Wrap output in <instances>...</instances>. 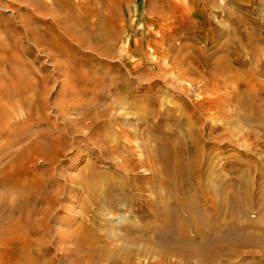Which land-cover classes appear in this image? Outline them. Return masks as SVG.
Wrapping results in <instances>:
<instances>
[{
	"label": "rangeland",
	"instance_id": "1",
	"mask_svg": "<svg viewBox=\"0 0 264 264\" xmlns=\"http://www.w3.org/2000/svg\"><path fill=\"white\" fill-rule=\"evenodd\" d=\"M0 4V15L5 12L15 22L16 16L23 21L28 16L25 8L30 6H25L23 1L0 0ZM105 6L107 8L109 5ZM113 8H118V13L128 17V20L119 22L123 26L119 39L108 40L112 45L110 51L98 52L94 44L89 45L92 48L89 50L78 48L80 45L76 39H70L60 29H53L62 46L73 48L71 55H57L53 49H45V46H41L44 50L39 51L34 44L31 45L36 61L32 62L33 56L24 55L23 61L32 62L35 73L45 81L42 87L47 89V93L44 94L43 89L35 95L25 93V97L33 100L31 105L21 104L16 97L10 101L2 100L4 106L12 102L15 104L12 116L3 121L5 124L0 127V134L10 133L12 127L8 124L12 126L16 123L15 130L26 131V136L18 143L9 142L10 137L0 140V231L8 229L15 221L26 219L28 226L15 230L11 241L24 251L26 249L36 261L34 264L49 260L55 264H74V258L82 256L84 251L75 252L77 244L73 233L84 232L82 229L85 226L92 228L85 232L87 238L98 236L110 247L119 250L122 260L126 253H131V261L135 264H199L198 258L185 259L179 251L170 249L164 252L156 231L162 220L153 215L149 207L159 209L156 195H165L169 202L171 197H168L169 193L163 187L151 185L149 178L156 168L143 164L147 156L146 148L155 146V136L175 137V134L163 133L155 126L164 125L166 129L178 132L181 129L184 131V127L179 129L171 120H157V117L154 122L138 123L134 115L145 112V108L150 105L149 97L161 99V104L154 107L163 109L173 106L175 115L182 118L189 114L188 104L192 103L191 100L218 96L212 119L207 115L196 123L197 129L203 133L202 139H206L205 129L209 124L214 123L217 127L214 133L217 140L213 141L214 144L202 145L203 150L207 153L205 148H212L208 152L217 167L228 160L227 164L230 165L225 167L226 170L236 165L237 159L245 161L248 166L250 164L249 178L253 180L254 190L264 187V132L256 122L242 118V112L252 114L249 109L242 111L228 105L229 101L224 100V104L221 100L222 95H226L232 86L238 85L240 79L243 80L246 71L257 73L256 80H249L264 82V74L260 73L264 69V0H124L118 7L113 5ZM90 11L87 17L91 22L97 21V13ZM85 59L88 62L81 64ZM204 60H218L220 66L227 64L238 71L237 75L228 76L227 72L219 75L216 69H211L209 74L215 78L211 84L218 87V95L202 89V76L190 74L177 78L179 70H187L188 66H198L200 74H204L203 71L207 69L202 66ZM68 63L71 66L69 72L59 66L61 64L64 67ZM106 63L118 66V70L109 68ZM130 64L134 65L130 68L131 73L127 67ZM123 76L131 77V93L136 100L130 97L131 103L123 102L126 108H117L114 113L109 111L99 116L98 111L91 112L98 122L108 120L112 125L108 128L89 126L86 116L79 121V110L85 111L98 93L123 97L125 91L115 90L112 93L114 88L108 87L112 80L125 83ZM93 77L95 80L97 77L102 79V82L83 83V79ZM27 78L34 81L37 77L28 73ZM221 81L226 86H221ZM238 89L239 94L243 95L245 86ZM262 89L264 91V86ZM178 91H182L183 101L172 98L178 95ZM38 99H42L45 106L37 107ZM128 112H133V115ZM114 115L133 118L128 124L122 118L114 121ZM35 118L40 121L35 122ZM190 119L195 121L193 116ZM153 125L154 129L151 128ZM120 127L125 128L129 135L119 137L116 128ZM45 136L57 140L67 139L68 143L63 154L57 155L50 165V171L45 161L51 148L39 152L33 147L34 142L45 141ZM115 142L128 146L123 147L121 152L109 153L110 159L103 158L105 145H114ZM207 155L201 156L202 162ZM100 157L102 161H98ZM94 169L100 172V176H92ZM45 182L52 187L56 202L45 226H37L39 231L34 233L29 230V225H37L40 215L33 212L28 216L12 209L18 207L19 199L28 194L29 190L22 187ZM211 182L209 180L208 184ZM91 184L100 193L97 196L102 198L110 186L122 185L130 191L127 196L138 192L144 201L138 200L132 206L128 202L119 203L117 207L121 210L115 213L112 212L115 204L90 201L92 195L86 186ZM36 193L33 191L34 195ZM132 195L130 203L133 202ZM31 205L33 211L46 207L43 202L37 201ZM132 208L138 209V215L128 214V211H133ZM252 210L255 212L258 209L254 207ZM93 213L98 215L94 219ZM255 220L264 227L260 216ZM8 242L0 244V264H5L3 253L9 248ZM42 250H45L44 253ZM257 259L247 257L239 262L228 261L225 264H255Z\"/></svg>",
	"mask_w": 264,
	"mask_h": 264
},
{
	"label": "bare ground",
	"instance_id": "2",
	"mask_svg": "<svg viewBox=\"0 0 264 264\" xmlns=\"http://www.w3.org/2000/svg\"><path fill=\"white\" fill-rule=\"evenodd\" d=\"M16 1H23L25 6L28 5L30 8H25L28 16L23 18L25 19L24 21L16 16L17 21L15 22L12 18L6 16L5 12L0 15V127L5 124L3 122L5 118L12 116V109L15 104L12 102L4 106L2 104L3 99L10 101V99L14 100L16 97L19 98L21 104L31 105L33 100L30 97H25V93L30 92L35 95L40 89H43L44 94L47 93V89L42 87L45 81L35 73L32 67V62L36 61L35 56H33V44L38 46L39 51L44 50L42 47L45 46V49L49 47L57 55H71L73 48L62 46L58 35L53 32V29H60L70 39L78 41L80 45L78 48L89 50L92 49L89 45L94 44L97 46L98 52L110 51V46L112 45L108 40H118L120 33L123 31V26L119 22L128 20V17H122L121 13H118V8H113V5L118 7L120 2L124 0ZM107 4L109 6L105 8ZM90 10L97 13V21L91 22V19L87 17L92 12ZM105 12L107 13L104 14ZM47 15L49 17L45 18L44 16ZM17 22L21 24L18 25ZM107 24L109 26H106ZM24 55L33 56L32 62L23 61ZM85 61L87 59L81 64H84ZM202 62V66H206L208 69L203 71L204 74H200L201 70L198 69V66H188L187 70H179L177 78L190 74L202 76L200 78L203 81L200 85L202 89L217 93L218 87L211 84L212 80H215L214 76L209 74L212 68L216 69L219 75L223 72H227L228 76H234L238 73L236 68L229 67L227 64L220 66L218 60H204ZM220 63L223 62L220 61ZM106 64L109 68L118 70V66ZM240 64L244 65V63ZM59 66L62 67V70L65 68L66 71H70L71 66L69 63L65 64L64 67L61 64ZM133 66L132 64L127 66L129 73L132 72L130 68H133ZM28 73H33L37 78L34 81L28 79ZM260 73L264 74V69ZM243 76L244 81L240 79L238 85L232 86L226 95H222L221 100L223 102L224 100L229 101L228 105L236 106L242 111L249 109L252 114H249L250 112H242V118L256 122L264 132V91L262 89L264 82L249 80H256L257 73L255 71H246ZM130 78V76H123L122 80L125 83L119 80H112L108 87L110 89L114 88L112 93L115 90L125 91L123 97H111L108 93L96 94L97 96L88 103L85 111L79 110V121H82L83 117L86 116L89 126H97L98 128L110 127L112 125L111 121L103 120L98 122L96 116H92L91 112L96 110L98 111L97 114L102 116L109 111L112 113L116 112L117 108L125 109L126 107L122 103H131L129 102L132 101L129 99L130 97L135 101L136 98L131 93L133 83ZM80 80L82 82V78ZM95 81L97 83L99 81L102 82V79L98 77L96 80L94 77L83 79L85 85ZM165 83L168 84L167 82ZM220 85L226 86V83L221 81ZM242 86H245V89H243V95H240L238 88ZM181 92L178 91V95H174L172 98L183 101L184 97ZM218 98L216 96L214 98L206 97L205 100H191L192 103L188 104L189 114L178 118L175 115L173 106H165L163 109L156 108L154 105L161 104V99L149 97L148 102L150 105L145 108V112L141 115H134L139 120L137 121L138 123L154 122L162 118L166 121L171 120L174 126L179 129L184 127V131L181 129L179 132L178 130L166 129L167 127L164 125H153L151 127L154 129L155 126L157 130L163 133L175 134L174 139L163 135L155 136L153 138L155 146L146 148L147 156L145 157L146 161L143 163L153 169L154 167L156 168V172L149 178L151 185L163 187L169 193L168 197H171L169 202L165 195H156L155 200L160 206L159 209L149 207L151 213L159 216L162 220L160 227L156 229L158 231L157 238L163 246L164 252L170 249L179 251L184 255L185 259L190 257L198 258L199 264H220L222 262V264H225L228 261L239 262L240 259H246L247 257H258L255 264H264V227L260 226L262 224L255 220V218L260 216V221L264 223V187H261L258 191L254 190L253 180L249 178L250 164L248 166L241 159H237L236 165L230 167L229 170L225 169L227 165H230L227 164L228 160L217 167L211 161V153L208 150L211 151L212 148L209 146L205 148L207 149L208 157L202 162L201 156L207 154L203 150L202 145H210L214 140H217L218 137L214 134L217 127L213 125L214 123L209 124L205 129L206 139H202L203 133L197 129L196 123L207 115L212 119L214 115L213 109L216 107ZM224 104L226 103L224 102ZM43 106H45V102L42 99H38L37 107L42 108ZM127 114L133 115V112H128ZM190 116H193L195 121H192ZM155 117H157V120H155ZM120 118L129 124L131 122L130 118H133V116L114 115L112 117L114 121L120 120ZM34 121L39 122L40 120L35 118ZM8 126L12 127L11 132L0 134V140H6L10 137L9 142L18 143L26 136V131L15 130L16 123L12 124V126L8 124ZM116 132L119 137L129 135V132L121 127L116 128ZM134 134L137 133L134 132ZM50 137L45 136V141H36L33 144V147L39 152L44 151L47 147L51 148L50 153H48L49 156L47 155V161H45L49 166V171L52 169L50 165L56 156L63 154L68 146L67 139L57 140ZM202 140L203 144H201ZM113 144L105 145L103 158L110 159L109 153L121 152L123 147L128 146L127 144V146H122L116 142ZM102 157L98 161H102ZM136 164H139V162H136ZM221 170L223 172H220ZM256 174L258 173L256 172ZM94 175L100 176V172L94 169L92 176ZM209 180L212 182L208 184ZM86 187L88 193L92 195L90 201L94 203L100 201L102 204L109 205L115 204L114 208H112V212L115 213H119V210H121L117 207L119 203L128 202L132 206L138 200L144 201L142 195L138 192L133 193V195L130 193L127 196L130 191H127V188L122 185L110 186L106 189L103 198L97 196L100 193L97 192L98 190L96 191L93 184ZM22 188H27L30 192L28 191L27 196L19 199L18 207H14L15 209H12V211L24 212L28 216L33 212L40 215V221H37V225H29V230L36 233L39 231L37 226H45L44 223L50 216L56 197L53 190H51L52 187L46 182L40 185L38 183L30 184L28 187ZM33 191H37L36 195L33 194ZM131 195L134 197L131 199L133 202L130 203L129 198ZM34 201H37V203L43 202L46 207L42 210L34 209L33 211L31 204ZM254 207L258 209L255 212L252 210ZM132 210L134 212L128 211V214L138 215V209L132 208ZM97 216V213H93V219ZM27 226L28 221L21 219L15 221L8 229L0 231V244L1 242L6 244L7 241H10L8 242V250L3 253L5 264H34L36 262L29 256V252L26 249L24 251V249L17 246V243L11 241L14 237L12 233H15V230ZM82 230L84 231L82 233L79 231L73 233V239L77 244L75 252L78 254L79 251H84L82 256L74 258V264H135L131 261V253H126L123 257L124 260H122L119 250L110 247L98 236H93L92 239L87 238L85 232L92 230L91 227L85 226ZM94 240L100 242V244H97ZM247 247H250V249H244ZM44 251L42 250V253ZM46 263L55 264L52 260L40 262V264ZM63 264L67 263L64 262Z\"/></svg>",
	"mask_w": 264,
	"mask_h": 264
}]
</instances>
